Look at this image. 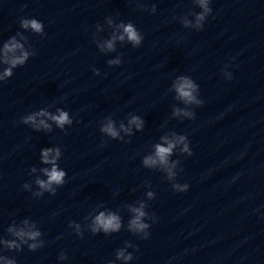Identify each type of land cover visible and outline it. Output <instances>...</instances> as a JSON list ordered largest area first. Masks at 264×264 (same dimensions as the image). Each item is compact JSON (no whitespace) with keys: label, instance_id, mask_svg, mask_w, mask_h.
Here are the masks:
<instances>
[{"label":"clouds","instance_id":"clouds-1","mask_svg":"<svg viewBox=\"0 0 264 264\" xmlns=\"http://www.w3.org/2000/svg\"><path fill=\"white\" fill-rule=\"evenodd\" d=\"M196 3L199 5L201 11L194 13L195 15V28L197 31L203 30L205 21L208 16L212 13L213 9L210 7L211 0H196ZM152 11L155 12V5L152 6ZM109 23L111 24V19H109ZM185 27L190 26L191 22L185 19L183 21ZM20 26L24 29H31L34 33L44 35V25L41 21L36 18H23L20 21ZM120 29H122V33L117 35H113L112 39L108 40L105 45L101 46L102 50L107 51H115V40L119 39L121 42L127 40L131 43V45L135 47H139L143 42V35L137 28L134 26L132 22L121 23L118 25ZM16 50H20V54L16 56L9 57L8 53L15 52ZM3 63L7 64L8 67L4 68L2 74H0V82L6 81L13 76V69L22 67L26 64L29 59L30 53L28 51L23 50V45L19 43L15 37H13L8 43L4 45L3 49ZM31 55H35L32 53ZM122 63L120 58L115 60H109L108 64L111 65H120ZM227 67V65L225 66ZM96 75H99V70L93 69ZM226 79H232V73H226ZM175 91L177 93V99H181L187 105H195L202 106L204 101L198 98L199 96V85L194 82L191 78L187 76H181L174 84ZM58 115H51L46 111H39L28 114L26 116H22L20 122L25 125H31L36 130L41 128L51 130V125L45 122V120L40 119L37 123L38 117L47 116L50 120H52L58 128L61 130L65 129V125H72L73 121L70 119L68 112L57 109ZM174 115L179 116L183 114L187 119H195V112L187 109H174ZM129 127H125L123 124L120 125V128L123 129L127 134H132L131 126H135L136 130H142L144 126V121L139 116H132L128 121ZM103 133L107 134L112 138H119V132L114 126V123L109 120L107 124L102 126L100 129ZM174 139H169L167 136L161 137V139L165 142L166 146L163 144H156L154 155L145 156L143 158V165L146 168H153L157 164L163 166V170L167 173V179L169 181H175L177 177V172L174 169L180 164L179 160H173L171 163L169 162V157L173 155V150L180 147V153L182 155L191 156L193 155L192 149L190 147V141L186 135L173 133ZM42 162L44 164H51L52 167L50 169L44 168L42 171L46 175L47 179H37L36 184L38 185L41 191L34 193V196H42L44 192H48L51 195H55L57 189L53 187L62 186L65 183L66 172L61 170L56 161L61 155V151L59 148H46L42 150ZM51 156V158H50ZM32 171H35L33 168ZM182 171V169H180ZM171 187L174 192H186L189 188L187 183L181 184L177 182L171 183ZM25 190L29 189V185L25 183L23 185ZM150 199L155 198V194L153 192L147 193ZM147 205L143 202L140 203L139 207H131L130 212L133 213L132 218L128 222V231L139 235L141 239H148L150 233L148 229L150 228V224L146 222V220L155 221V215L149 214L146 211ZM28 222L25 221V224ZM75 227L77 229V236L83 238V233L79 231L78 224H69V227ZM32 228L35 229V225H32ZM122 228L121 217L114 212H103L101 211L98 215L94 217V220L91 225V232L93 235L98 233H104L105 235H110L112 233H117ZM9 232H13V234L18 237L22 242L27 243L29 240L38 241V238L41 236V232L39 230L25 231L23 228L19 230H14L13 228L8 229ZM8 248L10 249H19L20 244L16 243V241H5ZM45 243L43 241H38L34 243L28 244V248L31 251H36L40 248H43ZM126 247H122L117 249L115 252V260H121L124 264H129L130 261L134 259L133 253L127 251L128 248L136 249V246L125 242ZM59 260L63 261L67 259V255L63 252L59 255ZM0 259H4L0 257ZM6 264H16V261L13 259L6 260ZM108 264H114V261H109Z\"/></svg>","mask_w":264,"mask_h":264}]
</instances>
